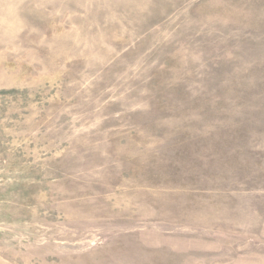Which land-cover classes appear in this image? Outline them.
I'll return each instance as SVG.
<instances>
[{
    "label": "rangeland",
    "instance_id": "obj_1",
    "mask_svg": "<svg viewBox=\"0 0 264 264\" xmlns=\"http://www.w3.org/2000/svg\"><path fill=\"white\" fill-rule=\"evenodd\" d=\"M0 264H264V0H0Z\"/></svg>",
    "mask_w": 264,
    "mask_h": 264
}]
</instances>
